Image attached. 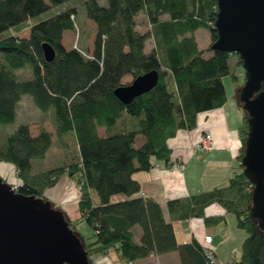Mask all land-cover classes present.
Listing matches in <instances>:
<instances>
[{"label": "trees", "instance_id": "obj_1", "mask_svg": "<svg viewBox=\"0 0 264 264\" xmlns=\"http://www.w3.org/2000/svg\"><path fill=\"white\" fill-rule=\"evenodd\" d=\"M66 0H0V130L17 120L20 98L29 95L43 114H51L57 145L77 144L79 159L45 173L33 174L32 161L44 160L54 146L53 135L40 128L34 136L21 124L12 134L0 137V164L13 166L21 182L17 191L26 197L44 199L45 192L67 175L80 189V219L67 221L80 239L88 257L115 249L122 263L130 264L152 255L177 252L181 264H216L215 251L194 239L179 244L172 223L166 221L153 198H133L140 192L135 179L159 162L171 161L169 141L181 130H193L201 113L222 108L227 102L224 78L231 76L242 108L237 70L243 62L236 53L213 51L218 39L215 23L218 0H86L87 18L96 24L94 49L66 54L62 48L65 31H74L68 16H53L32 23L29 35L11 33L49 12ZM143 15V20L138 18ZM146 25V31L141 25ZM209 29L211 54L205 57L195 33ZM9 33L6 37L4 34ZM148 40L153 48L147 47ZM50 44L56 58L47 63L42 46ZM30 68L21 80L17 71ZM159 74L157 86L124 105L114 94L123 85L150 72ZM132 82L123 83L125 77ZM239 130L241 146L238 170L225 187L201 192L190 198L168 202L174 220L204 218L218 224L225 217H205V209L219 204L234 215L246 232L239 260L229 264H264V228L252 218L254 186L244 174L249 125ZM121 124L119 133L112 130ZM105 128L106 137H100ZM138 136L144 138L136 147ZM15 182H12L13 184ZM15 186V185H14ZM129 200L113 203L114 196ZM86 222L95 240L87 244L77 231ZM136 230L140 240L136 241ZM212 251L213 259L207 258Z\"/></svg>", "mask_w": 264, "mask_h": 264}, {"label": "water", "instance_id": "obj_2", "mask_svg": "<svg viewBox=\"0 0 264 264\" xmlns=\"http://www.w3.org/2000/svg\"><path fill=\"white\" fill-rule=\"evenodd\" d=\"M213 51L238 54L246 82L240 101L249 134L242 161L253 184L252 218L264 228V0H218ZM47 63L56 58L48 43L42 46ZM156 71L123 85L114 94L124 104L152 91ZM0 264H91L88 252L72 232L63 212L50 201L26 197L0 176Z\"/></svg>", "mask_w": 264, "mask_h": 264}, {"label": "crops", "instance_id": "obj_3", "mask_svg": "<svg viewBox=\"0 0 264 264\" xmlns=\"http://www.w3.org/2000/svg\"><path fill=\"white\" fill-rule=\"evenodd\" d=\"M72 32H64L62 43H64L66 33H70L69 38H72ZM93 43L88 46L89 54L93 52ZM82 52L88 56L86 52ZM243 124L244 112L238 104L236 95H230L227 92V102L222 108L199 114L196 127L193 130H181L169 141V147L172 150L169 164L159 162L151 170L135 175L141 189L133 198H153L157 201L163 209L166 221L172 223L179 244H188L194 239L204 244L206 238L211 237L215 258L219 259V254L225 253V256H220L221 264H229L234 261L239 252L233 246L234 241H230V234L240 236L243 242L245 240L243 234L236 230L240 229L237 219L236 225L235 222H232L234 228L230 229L229 235H227V231L222 226L225 223L229 225L228 218L231 214H226L224 208L219 204L208 206L205 209V217L223 216L224 220L218 224H206L204 218L197 217L174 220L169 212L168 202L190 198L201 192L211 191L229 184L234 173L239 171L237 162L241 146L239 130ZM98 133L100 137L107 136L105 128H99ZM206 136H210L213 140L211 148L208 150L198 148L197 145ZM7 165L0 176L9 183L14 176L15 183L13 185H20L15 168ZM181 165H184V170L178 167ZM45 197L70 220L80 219V189L67 175H64L55 187L48 189L45 192ZM127 200H129L128 197L118 195L113 197L112 202L118 203ZM139 240L140 230H136V241L139 242ZM94 256L95 258L90 261L91 264H126L120 261L115 249ZM215 263L218 264L217 261ZM132 264H181V262L178 253L172 252L165 255H152Z\"/></svg>", "mask_w": 264, "mask_h": 264}, {"label": "rangeland", "instance_id": "obj_4", "mask_svg": "<svg viewBox=\"0 0 264 264\" xmlns=\"http://www.w3.org/2000/svg\"><path fill=\"white\" fill-rule=\"evenodd\" d=\"M99 3L103 6L107 5V0H98ZM85 2L86 0H66L63 4L53 7L52 10L49 12L41 15L40 17L36 18L35 20L28 22L23 28L16 29L12 31L11 33H19L20 37H25L29 34L30 26L32 23H38L41 21H44L46 19H49L55 15L57 16H68L71 20L75 22V30L72 32V38L70 39V33H66L64 38V43H62L61 48L66 54L70 53H76L78 51H84L87 54H89L88 46L89 44H92L94 42L95 38V27L96 24L87 18L86 15V8H85ZM143 15H141L138 20H143ZM141 30L146 31V25H141ZM9 35V33L4 34L2 37H6ZM196 38L199 42V47L201 50L204 51L205 57H208L211 54V51H209V47L211 45L212 39L209 29H200L196 33ZM1 39V38H0ZM154 46L152 40H148V48L152 49ZM230 66L232 69L237 70V75L239 76V83L242 85L244 84V80H246L245 76V70L242 68H235V59L230 60ZM17 76L21 80H27L31 76V69L25 68L22 70L17 71ZM133 79L129 76L125 77L123 79V83H129L132 82ZM224 85L226 88V91L228 94L232 95L235 94V83L231 76L224 78ZM21 124H27L30 127V130L33 135L37 134L38 131H40V128H45L48 131L52 132L53 135V141L54 146L50 149V151L47 154V157L42 161L35 159L32 161L33 166V174H40L45 173L47 171H50L52 169L62 167V166H68L72 161H77L79 159L77 144L74 142V139L72 137L68 138L69 147L62 148L59 145H57V136L55 133L54 124L52 122L51 114H43L34 104V101L31 96L26 95L20 98L18 103V118L15 123L8 125L4 127V130H0V137L4 134H12L14 133L18 127ZM122 127L119 123L113 130L112 133H119L121 132ZM144 141V138L142 136H138L135 146L139 147ZM5 166H8L7 164L3 163L0 166V174L4 172ZM17 173V171L15 170ZM17 176V175H16ZM18 178V177H17ZM13 179H10V183L15 182ZM19 180V179H18ZM20 182V181H19ZM9 183V182H8ZM21 184V182L19 183ZM19 186V185H15ZM218 206V205H217ZM52 207L55 208V206L52 203ZM232 222H235L236 225V218L233 215H229L228 218V224H224L222 228H224L225 231H230V229L234 228V223L232 225ZM239 233L243 234L244 239L246 238V232L242 229H236ZM78 233L82 236L84 241L87 244L93 243L95 240L94 231L92 228L86 223V222H80L77 226ZM230 241H234L233 246H235V249L239 251L238 254L235 257V260H239L241 256L242 251V245L243 240L240 239V236H236L235 234L231 235L229 237ZM239 245V249H238ZM97 255V254H96ZM220 256H225V253L222 252L219 254V259L215 258V261H217L218 264H221L222 258ZM95 256L93 255L90 259L93 260Z\"/></svg>", "mask_w": 264, "mask_h": 264}, {"label": "built area", "instance_id": "obj_5", "mask_svg": "<svg viewBox=\"0 0 264 264\" xmlns=\"http://www.w3.org/2000/svg\"><path fill=\"white\" fill-rule=\"evenodd\" d=\"M80 52H82V51H80ZM83 53V52H82ZM84 54V53H83ZM85 56H86V54H84ZM87 57H89V56H87ZM212 143H213V140H212V138L210 137V136H206L205 138H203L200 142H199V144L197 145L198 146V148H200V149H210L211 148V146H212ZM181 170H184V165H181V166H178ZM16 188H17V186H15ZM206 243H207V245H208V247L210 248V249H213L212 248V238L211 237H207L206 238ZM207 258L209 259V260H212L213 259V253H212V251H210V252H208V255H207ZM130 264H132V263H130Z\"/></svg>", "mask_w": 264, "mask_h": 264}]
</instances>
